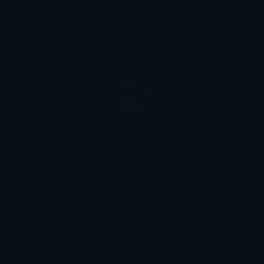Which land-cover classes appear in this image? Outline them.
<instances>
[{"label": "water", "instance_id": "water-1", "mask_svg": "<svg viewBox=\"0 0 264 264\" xmlns=\"http://www.w3.org/2000/svg\"><path fill=\"white\" fill-rule=\"evenodd\" d=\"M0 264H264V0H0Z\"/></svg>", "mask_w": 264, "mask_h": 264}]
</instances>
